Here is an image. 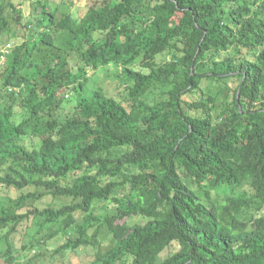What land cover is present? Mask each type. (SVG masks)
<instances>
[{"label": "trees", "instance_id": "16d2710c", "mask_svg": "<svg viewBox=\"0 0 264 264\" xmlns=\"http://www.w3.org/2000/svg\"><path fill=\"white\" fill-rule=\"evenodd\" d=\"M32 1L0 0V264H264V0Z\"/></svg>", "mask_w": 264, "mask_h": 264}, {"label": "rangeland", "instance_id": "374dc122", "mask_svg": "<svg viewBox=\"0 0 264 264\" xmlns=\"http://www.w3.org/2000/svg\"><path fill=\"white\" fill-rule=\"evenodd\" d=\"M52 2L61 3L60 6L62 10H66L68 8L69 10L75 12L78 16L82 13V10L88 5V4H78V5H73V6L70 5L69 7L66 8V5L69 3L68 0H52ZM24 11H25V14H28V16H30V13L34 11H39V8H36V5H34V0H33L32 2H28L27 5H23V12ZM118 72H119L118 69L112 65L106 68H103L102 70L98 71L97 76L95 75L96 77L91 81V85H94L96 83H101L105 86L106 89L110 90V93L116 94L117 91L119 90L121 91L122 89L120 79L118 77ZM11 196L16 197L15 194H12ZM49 200L50 199H45L43 203H45V201L46 203H48ZM67 201L70 202V199H55L54 204L61 205L63 203H66ZM127 220L128 218H125L119 222L124 223ZM28 227H31V222H28L27 224H24L22 226V233L25 232V230ZM22 238H23L22 234H18L16 236V242H18L19 245L21 244V241L23 240ZM60 242H61L60 240L57 242H54L53 246L54 245L57 246L58 244H60ZM34 254H35L34 252H25L22 255V260H24L25 262H29L33 258ZM94 254H95V248L94 249L80 248V249H77L76 251H67L65 256H63L64 258H62L63 259L62 264H85V262L89 261L94 256ZM59 256H61V254H59ZM49 261H51V259L47 258L46 264H52V263H49Z\"/></svg>", "mask_w": 264, "mask_h": 264}, {"label": "built area", "instance_id": "2783aa9c", "mask_svg": "<svg viewBox=\"0 0 264 264\" xmlns=\"http://www.w3.org/2000/svg\"><path fill=\"white\" fill-rule=\"evenodd\" d=\"M11 47H12V43L9 42L6 45V47L2 50V54L0 55V67H1V64L4 62L6 55L9 53V50L11 49Z\"/></svg>", "mask_w": 264, "mask_h": 264}]
</instances>
